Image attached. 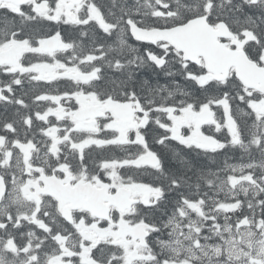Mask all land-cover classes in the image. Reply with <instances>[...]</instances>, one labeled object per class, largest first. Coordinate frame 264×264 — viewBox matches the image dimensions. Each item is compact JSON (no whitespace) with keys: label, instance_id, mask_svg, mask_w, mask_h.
<instances>
[{"label":"snow or ice","instance_id":"6c2138e0","mask_svg":"<svg viewBox=\"0 0 264 264\" xmlns=\"http://www.w3.org/2000/svg\"><path fill=\"white\" fill-rule=\"evenodd\" d=\"M0 264H264V0H0Z\"/></svg>","mask_w":264,"mask_h":264},{"label":"flooded vegetation","instance_id":"af4514ba","mask_svg":"<svg viewBox=\"0 0 264 264\" xmlns=\"http://www.w3.org/2000/svg\"><path fill=\"white\" fill-rule=\"evenodd\" d=\"M103 2H104V3H108V0H103ZM131 2H132V0H129V3H131ZM150 75H151V73H150V72H147V73H146V78L149 79V76H150ZM150 80H153V81H162V80H167V78H165V77H163V76H161V77H159V78H157V77H155V76H151ZM158 147H159V146H157V148H158ZM162 154L165 156V159H166L167 163L173 161V160H171V159H172V154H171V153H162ZM109 155H121V153L112 152V153H109ZM170 156H171V157H170ZM222 159H223V158H218V159H217V162L215 163V166H214L213 164H209V166L212 167V168L217 167V166L221 163ZM170 160H171V161H170ZM230 162H232V161L230 160Z\"/></svg>","mask_w":264,"mask_h":264},{"label":"trees","instance_id":"16d2710c","mask_svg":"<svg viewBox=\"0 0 264 264\" xmlns=\"http://www.w3.org/2000/svg\"><path fill=\"white\" fill-rule=\"evenodd\" d=\"M151 76H153L152 74L149 76V80L151 78ZM151 83L155 84L157 82H159L160 84H164L167 82V80H162V81H153V80H150ZM168 164L172 165V166H178L177 165V162L175 160H173L172 162H168Z\"/></svg>","mask_w":264,"mask_h":264},{"label":"bare ground","instance_id":"6f19581e","mask_svg":"<svg viewBox=\"0 0 264 264\" xmlns=\"http://www.w3.org/2000/svg\"><path fill=\"white\" fill-rule=\"evenodd\" d=\"M170 157H171V156H170ZM171 160H174V158L172 157V159H171ZM171 160H170V161H171ZM216 162H217V161H216ZM213 165L215 166V164H213Z\"/></svg>","mask_w":264,"mask_h":264}]
</instances>
